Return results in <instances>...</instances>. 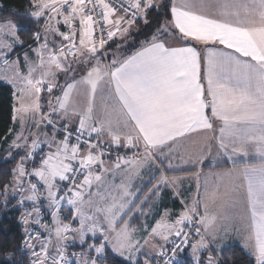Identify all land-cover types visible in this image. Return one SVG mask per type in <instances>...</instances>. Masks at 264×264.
Instances as JSON below:
<instances>
[{
  "label": "snow or ice",
  "instance_id": "6c2138e0",
  "mask_svg": "<svg viewBox=\"0 0 264 264\" xmlns=\"http://www.w3.org/2000/svg\"><path fill=\"white\" fill-rule=\"evenodd\" d=\"M29 4L27 17L41 27L32 33L35 59L25 53L27 73H15L23 84L13 116H21V131L7 158L19 160L0 183V203L8 207L14 198L11 206L22 209L28 264H103L108 246L121 256L128 253L126 259L136 264L134 254L149 241L135 238L131 220L144 214L161 185L179 181L160 171L143 192L135 181L143 180L146 169H163L165 161L171 168L172 159L181 158V142L193 133H211L206 151L214 147L229 159L261 158L259 168H244L250 215L241 240L255 264H264V0ZM150 12H157L158 26L138 46L124 47L132 27L139 20L147 24ZM19 30L12 20L0 21V58L17 69L20 59L8 56L23 44ZM189 41L203 44V55ZM112 44L116 48L110 51ZM81 87L87 97L83 107L74 97ZM29 114L34 132L24 128ZM113 146L135 151L113 157ZM222 198L218 190L206 191L203 213L196 200L174 222L162 217L151 228L149 237L166 243L172 238L171 248L156 253L160 264H180L178 252L189 246L195 264H219L211 245L228 229L217 226L222 217L209 211L208 202ZM49 215L51 223H45ZM89 234L99 242L88 244L87 253L69 255V242L84 244ZM202 249L210 250L205 260Z\"/></svg>",
  "mask_w": 264,
  "mask_h": 264
},
{
  "label": "crops",
  "instance_id": "0c3cea01",
  "mask_svg": "<svg viewBox=\"0 0 264 264\" xmlns=\"http://www.w3.org/2000/svg\"><path fill=\"white\" fill-rule=\"evenodd\" d=\"M174 2L182 4L186 0H174ZM206 11L212 13L215 9L209 8ZM61 30L64 31L65 29L62 27ZM196 47L201 50L203 55L205 46L197 44ZM209 47H212V45H209ZM217 47L225 51H231L230 49H224L223 45ZM12 54L16 57V60L17 53L12 51ZM74 97L80 105L79 92L74 93ZM99 104L100 100L98 97V111ZM83 106L85 104L82 103L81 107ZM209 135L211 133L191 134L181 142V158H173L171 168L166 166L168 162L165 161L163 169H146L143 180L135 181L141 192H143L145 187L150 186V176L154 177L151 183H156L159 180L160 171H163L164 175L169 179H177L179 181L174 186L161 185L158 195L152 196L144 205L143 212H149L153 207L152 203H154L157 210L154 218L161 217L167 211L171 218L176 220L186 207H191L194 201L199 200L201 201L200 211L203 213L206 191L210 193L213 190H218L223 198L215 203L209 201V211L219 213L222 218L218 220L217 226H223L228 230L226 234L223 231L219 233L220 238L211 245V249H215V252H217L228 246L237 245L254 260L255 264V258L243 248L241 240V236L247 232L248 216L250 215L247 205V179L244 175V168L246 166L259 168L261 166V158L255 154H250L247 157L237 155L229 159L227 156L218 154L214 147L210 152L206 151L205 145ZM118 182L119 180L117 179ZM138 196L141 199L143 198L140 193H138ZM233 226L239 228L240 232L234 231ZM208 250L202 249L200 258L206 259L207 255H204L206 254L204 251L209 253ZM119 258L125 260L123 257Z\"/></svg>",
  "mask_w": 264,
  "mask_h": 264
},
{
  "label": "trees",
  "instance_id": "16d2710c",
  "mask_svg": "<svg viewBox=\"0 0 264 264\" xmlns=\"http://www.w3.org/2000/svg\"><path fill=\"white\" fill-rule=\"evenodd\" d=\"M162 2L168 3L169 0H162ZM29 9V0H0V21L12 20L20 29L18 34L23 44L14 47L13 50V53H17V58L20 59V69L24 68L21 52L35 45L32 39V33L41 27V25L35 24L27 17L26 13ZM159 19L162 21L163 17ZM156 20L157 12L149 13V22L147 24L143 20H139L132 27L127 37H125L127 43L124 47L132 49L133 45L138 46L140 42H143L158 26L157 23L153 22ZM117 43H121V41L117 39ZM189 43L197 46L194 41H189ZM115 48L116 44H112L110 51ZM61 82H63L62 79ZM13 107L12 89L9 85L0 82V183L10 178L9 173L19 160V156H16L14 160L7 158V145L15 131ZM20 155H23V152ZM12 204V200H10L8 207L0 203V264H28V256L21 251L23 234L18 224L19 213L16 208L11 206ZM89 242L90 240L88 239L83 247ZM98 242L99 240L95 241V243ZM81 248L70 245L69 250H79ZM187 253L185 249L178 260L180 264H194L192 257ZM214 254L218 258L219 264H254V260L237 245L228 246ZM7 255L14 258L8 261L5 259ZM103 261V264H133V262L123 260L116 256L108 247L105 251ZM136 264L143 263L137 260Z\"/></svg>",
  "mask_w": 264,
  "mask_h": 264
},
{
  "label": "rangeland",
  "instance_id": "374dc122",
  "mask_svg": "<svg viewBox=\"0 0 264 264\" xmlns=\"http://www.w3.org/2000/svg\"><path fill=\"white\" fill-rule=\"evenodd\" d=\"M158 3L162 2V0H157ZM17 46H21V44H17L15 45ZM37 44L35 43V45L30 46L28 49L23 50L21 53V57H22V61H23V65H24V54L27 53L29 58L31 60L35 59V55L34 53L31 51V49L36 48ZM15 56H13L12 52L9 54L8 59L9 61H15ZM19 70L22 74H26L27 73V68L24 65V68L20 69L15 66V65H5L3 63V58H0V82L1 83H5L7 85L10 86V88L12 89V94H13V104H14V108H19L20 106V101L18 99V97L20 96V91L19 89L21 87H23L22 81L15 75L16 71ZM61 79L63 80V77H61ZM9 81H12L11 83H9ZM80 94V106L81 104H86V94H85V90L81 87L78 89V91L76 93ZM83 94V96H82ZM42 97H44V94H41ZM27 99V98H26ZM41 104L44 107V111H47V98H42L41 99ZM13 116H14V110H13ZM14 121V120H13ZM23 121H24V128L26 129H31L33 132L35 131L34 128H32V124H33V120L31 115H26L23 117ZM46 130V129H45ZM21 131V116L17 115L16 119H15V131L13 132L11 139L7 145L8 146L12 143V141L15 139L16 135ZM27 131H25V135H27ZM138 195V194H137ZM10 200H12L13 204L15 203V199L11 198ZM139 201H137L138 203ZM153 207L150 209L149 212H144V214L141 217V214H137L132 220H131V225L132 227H134L135 229H137V232L135 234V238L139 239L141 244L144 243L145 239H148L149 243L147 245H145L143 248H141V250L138 253H135V261L140 260L143 264L145 259H149L150 264H160L159 262V256L156 255V253L162 248V247H167V248H171L172 244H171V239L169 242H165L161 237H149L148 233L150 232L151 228L153 226L156 225V223L158 221L161 220L162 217H165L166 222L168 223H172L175 221V219H172L171 216L169 215V212H164L163 215L159 218H154V214L157 211L156 210V205L154 203ZM18 210V224L20 226L21 232L23 234V225L20 224L19 222V218L21 215V211L22 209L16 208ZM147 211V210H145ZM63 215H67V211L65 210V212L63 213ZM45 223H51V216H47V219L44 220ZM65 222H70V221H65ZM23 239H24V234H23ZM90 240L89 243L86 244V246L83 247V245L85 244H81L79 242L78 239L73 240L72 242H69L68 244V253L69 255H71V253H87L88 250V244L94 243L96 240H99L98 237H91V234H89V236L86 238L87 240ZM70 245L76 246V247H82L79 250H69ZM108 248L112 251L111 246H108ZM186 252H188L187 254L190 255L192 257V250L191 247H186ZM184 249V250H185ZM183 251L178 252L177 258L179 260L180 256L184 253ZM21 251L28 256L26 250H23L22 245H21ZM113 252V251H112ZM203 252V251H202ZM116 256L118 257H123L125 258L126 261H130L133 262L132 260L126 259L128 253H125L124 256L119 255L116 252H113ZM204 253H206L205 255H208L207 251H204ZM214 253H216L215 251L212 252V254L214 256H216ZM201 254V251H200ZM94 255V253H93ZM8 257H10L9 255L6 256V260H8ZM193 259V257H192ZM124 260V259H123ZM201 260H205V258H201ZM9 261V260H8ZM104 262V261H103ZM194 262V260H193ZM195 264V262H194Z\"/></svg>",
  "mask_w": 264,
  "mask_h": 264
},
{
  "label": "built area",
  "instance_id": "2783aa9c",
  "mask_svg": "<svg viewBox=\"0 0 264 264\" xmlns=\"http://www.w3.org/2000/svg\"><path fill=\"white\" fill-rule=\"evenodd\" d=\"M113 152H112V155L113 157L117 154V152L120 154V155H128V156H132L133 155V152L135 151V149H132V150H129V149H125V148H119V149H116L115 147H113ZM47 219V216L45 217V220ZM186 231L188 230L187 228L185 229ZM159 262H160V258H159Z\"/></svg>",
  "mask_w": 264,
  "mask_h": 264
},
{
  "label": "water",
  "instance_id": "95a60500",
  "mask_svg": "<svg viewBox=\"0 0 264 264\" xmlns=\"http://www.w3.org/2000/svg\"><path fill=\"white\" fill-rule=\"evenodd\" d=\"M70 242H72V241H70Z\"/></svg>",
  "mask_w": 264,
  "mask_h": 264
}]
</instances>
